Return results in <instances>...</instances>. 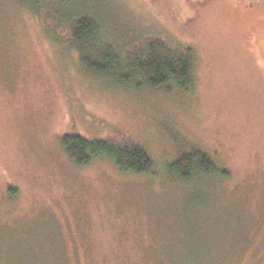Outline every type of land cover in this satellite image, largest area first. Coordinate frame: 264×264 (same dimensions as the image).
Masks as SVG:
<instances>
[{
  "label": "rangeland",
  "instance_id": "374dc122",
  "mask_svg": "<svg viewBox=\"0 0 264 264\" xmlns=\"http://www.w3.org/2000/svg\"><path fill=\"white\" fill-rule=\"evenodd\" d=\"M102 5L117 43L192 47L193 85L121 87L0 0V264H264V0ZM67 133L128 138L154 169L77 165ZM197 150L215 170L171 172Z\"/></svg>",
  "mask_w": 264,
  "mask_h": 264
},
{
  "label": "trees",
  "instance_id": "16d2710c",
  "mask_svg": "<svg viewBox=\"0 0 264 264\" xmlns=\"http://www.w3.org/2000/svg\"><path fill=\"white\" fill-rule=\"evenodd\" d=\"M19 1L44 23L49 40L58 41L70 53L75 51L81 65L92 74L133 90L189 89L193 85L192 47L172 45L161 37L143 44L137 40L117 43L110 38V28L102 14L103 0ZM61 144L77 165L106 157L125 172L145 174L155 166L149 153L128 138L113 142L67 133ZM170 169L186 180L194 171L212 172L216 167L208 153L197 150L180 156Z\"/></svg>",
  "mask_w": 264,
  "mask_h": 264
}]
</instances>
